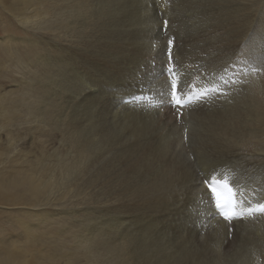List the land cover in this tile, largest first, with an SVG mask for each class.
I'll list each match as a JSON object with an SVG mask.
<instances>
[{"label": "bare ground", "instance_id": "bare-ground-1", "mask_svg": "<svg viewBox=\"0 0 264 264\" xmlns=\"http://www.w3.org/2000/svg\"><path fill=\"white\" fill-rule=\"evenodd\" d=\"M63 1L0 0L22 22L54 9L66 17L69 62L58 55L46 63L68 67L60 93L71 94L57 102L40 87L16 99L0 94V207L16 218L13 227L24 228L20 238L35 228L25 215L47 220L56 199L86 192L88 200L106 198L102 215L110 223L102 226L109 229L103 233L89 217L91 236L75 245L91 239L84 263L77 249L66 254L62 246L33 248L35 259L28 258L32 234L20 249L7 247L0 264H264V0ZM193 24L200 32L190 38ZM49 28V36L51 26L32 30ZM6 46L1 74L24 60ZM234 65L247 71L234 77ZM38 73L33 79L52 80ZM73 79L90 88L74 94ZM173 79L185 99L205 91L209 99L169 103ZM47 102L52 120L42 122L49 128L30 121ZM21 125L29 126L24 134L15 131ZM53 134L55 142L41 144ZM213 179L238 192L242 215L229 220L216 209L204 191Z\"/></svg>", "mask_w": 264, "mask_h": 264}, {"label": "rangeland", "instance_id": "rangeland-1", "mask_svg": "<svg viewBox=\"0 0 264 264\" xmlns=\"http://www.w3.org/2000/svg\"><path fill=\"white\" fill-rule=\"evenodd\" d=\"M48 1L50 5L58 3L60 6H62L64 2L63 0ZM53 12L56 13V15H51L49 17L41 15H37L36 17L32 16L28 20L22 22L14 16V14L13 16L11 15L12 10L11 13H9V9H5V7L0 5V46H6V41L10 40L13 45L7 44L6 48H13L11 52L16 50L24 57L23 62L19 65V67L15 68L14 71L12 70L11 72H8L10 70H6L4 74L0 73V94L5 93L10 96L11 99H16V97L20 96L26 88L40 87L47 92L52 93L53 96L56 97L53 102H57L62 98L63 95L60 93L62 78L60 76L65 71L68 72V67L64 70L60 63L51 62L50 65H48L46 61H48L50 57L60 55L61 60H63L66 64L69 62L68 56L70 54V45L69 42H67L69 25L67 24L68 21L66 17H63L58 9H54ZM49 26L54 29V32L49 36L47 34L51 33V28L43 31L45 32V35L41 32H37L36 30H32V27L37 28ZM197 28L198 26L194 24L190 26V38L198 35L200 30ZM5 60L8 64L14 62L10 57H6ZM38 72H41L49 78L51 77L52 80L42 83V80L33 79V77H36L39 74ZM70 95L71 94L68 92L65 94V97H63L66 101H68ZM50 105L51 103L48 102L44 104L41 113L36 114L30 119V121L38 123L45 128H49V125L43 123L42 119L48 118L51 122L52 117L50 114L52 107H50ZM68 112L71 113V108H69ZM67 122L68 120L66 123ZM54 126L62 130L64 128V125H61L60 123H54ZM19 127L22 130L15 131H20L21 134H24L29 126L21 125ZM38 133L41 134L42 131H36L35 135L38 136ZM53 142H55L54 134L52 138L46 139L41 144H52ZM88 197L89 195L85 192L78 198L71 199L75 201L56 199L54 203L51 204V206L55 208V211H51V213H49L50 216H42L48 217L47 220L44 221H39L40 217L31 218L25 215L26 217H24L23 220L26 219V223L35 228L28 234L29 236L27 235L20 238L18 237L24 228L13 227L12 222L16 221V218H9V216L6 215L9 209L1 206L0 257L3 258L7 254L4 252L7 247L18 246L11 248L20 249V247L24 245V241H28L32 234H36V236L31 237L34 239L35 243L25 247V249L28 250V258L35 259V257L31 256L30 252L33 248L38 249L39 253H45L52 251L56 247L62 246L63 251H65L66 254L71 253L73 249H77L78 252L75 254V258L78 263H84L81 262V260L88 255L85 251V242L90 241L91 239H84V244L79 247H75V245L80 237L91 236L87 230V224L89 223L87 220L89 217H94L97 221L100 220L101 222L97 228L102 230V232L104 231L103 233L105 234L109 227L106 226V228H103L104 226L102 225L110 223V217L108 215L106 217L102 215L106 214V212H103L107 208V205L106 207H103L106 204V198L98 201L96 198H93V196L91 197V200H88ZM100 203H102V207ZM25 214H30V212H26ZM97 228H94V230ZM109 237L110 236L107 235L105 239ZM55 264H60L59 258L56 259Z\"/></svg>", "mask_w": 264, "mask_h": 264}, {"label": "snow or ice", "instance_id": "snow-or-ice-1", "mask_svg": "<svg viewBox=\"0 0 264 264\" xmlns=\"http://www.w3.org/2000/svg\"><path fill=\"white\" fill-rule=\"evenodd\" d=\"M165 25L167 24V21L164 22ZM169 49H168V58L169 60H171L172 57V50H171V46L173 44L172 40H169L167 42ZM253 71H259L261 69L258 68H253ZM169 72L172 73V75L174 76L175 73L173 72L172 68L168 69ZM233 76L234 77H238V74L240 73H244L247 71L246 68H236L235 65L233 66ZM232 83H236L237 80H233L231 81ZM228 81H225V84H227ZM68 87L74 92V94H82L83 92H85L86 90H88L90 88V83L84 80H70L68 83ZM171 92H170V96H171V100L169 101V103L174 102L177 106H183L186 102L184 101V97H183V88L184 85L180 84L178 85L177 81L175 79L172 80L171 85ZM213 92H216V89H212ZM221 95H226L225 93H220ZM209 99V95L208 92H201L199 95L191 98L187 103H192V104H203L205 102H207V100ZM217 182L215 180H213L212 183L207 184V187L204 189L205 192L208 191V189L211 190L212 195L215 197L216 200V204L215 207L216 209H220L222 214L229 220H231L233 217H236L238 215H242V213H236L234 211H228V212H223V209L225 208L226 204H231L233 206H237L240 203H243V201H239L238 200V192L236 190H234L233 188L229 187L227 182H224L220 187H221V191H218L217 189ZM226 195L227 199L226 200H221V196ZM201 202H203L201 200ZM258 210L260 212H264V203H260L258 205Z\"/></svg>", "mask_w": 264, "mask_h": 264}, {"label": "water", "instance_id": "water-1", "mask_svg": "<svg viewBox=\"0 0 264 264\" xmlns=\"http://www.w3.org/2000/svg\"><path fill=\"white\" fill-rule=\"evenodd\" d=\"M212 182H213V181H212ZM212 182H211V183H212Z\"/></svg>", "mask_w": 264, "mask_h": 264}]
</instances>
